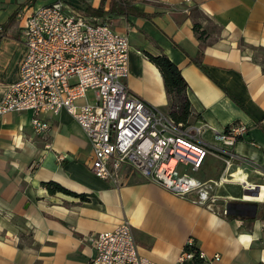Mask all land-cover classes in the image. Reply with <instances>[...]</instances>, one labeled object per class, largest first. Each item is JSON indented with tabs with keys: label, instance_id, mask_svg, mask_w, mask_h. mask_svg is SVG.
Wrapping results in <instances>:
<instances>
[{
	"label": "crops",
	"instance_id": "obj_1",
	"mask_svg": "<svg viewBox=\"0 0 264 264\" xmlns=\"http://www.w3.org/2000/svg\"><path fill=\"white\" fill-rule=\"evenodd\" d=\"M56 1L0 0V102L19 80L26 55L17 13ZM61 1L85 13L87 6L101 4L107 11L112 0ZM130 1L149 18H99L128 35L130 92L169 114L162 77L146 54L166 56L187 84L191 120L206 122L216 133L235 123L246 129L234 146L233 164L239 167L231 181L263 194L264 63L258 53L264 54V0ZM199 53L208 75L235 101L191 62ZM31 118L29 112L0 117V264H87L93 237L124 222L139 254L157 264H177L188 240L208 257L219 255L217 264H264L261 196L241 190L240 197L234 185L225 184L215 189L220 199L214 214L138 177L113 185L91 173V147L66 112L42 115L49 124L42 135L34 134ZM207 139L213 141L211 133ZM224 166L222 156L209 153L194 177L218 183ZM49 182L86 199L51 194Z\"/></svg>",
	"mask_w": 264,
	"mask_h": 264
},
{
	"label": "built area",
	"instance_id": "obj_2",
	"mask_svg": "<svg viewBox=\"0 0 264 264\" xmlns=\"http://www.w3.org/2000/svg\"><path fill=\"white\" fill-rule=\"evenodd\" d=\"M16 18L26 55L19 80L0 102V117L29 112L34 134L42 135L49 124L41 116L56 117L64 111L87 138L92 150L90 171L96 178L118 185L135 174L216 214L220 197L215 189L237 184L231 176L239 167L233 164L234 146L245 137L242 125L216 133L199 119L177 122L132 94L127 86L128 35L116 32L105 19L75 11L61 0L22 9ZM88 92H93L94 102L88 101ZM209 153L225 160L218 183H201L194 177ZM180 166L186 167L184 173ZM240 185L243 191H256ZM256 194L264 198L260 190ZM219 210L227 215L225 206ZM92 247L87 264H157L139 254L125 222L95 235ZM193 247L194 241L188 240L177 264H217L221 259L194 252Z\"/></svg>",
	"mask_w": 264,
	"mask_h": 264
},
{
	"label": "trees",
	"instance_id": "obj_3",
	"mask_svg": "<svg viewBox=\"0 0 264 264\" xmlns=\"http://www.w3.org/2000/svg\"><path fill=\"white\" fill-rule=\"evenodd\" d=\"M85 13L86 15L94 18H103L105 16H126V17L134 16L141 18H149L148 16L138 14L133 9L132 1L130 0H112L109 4V8L107 11L104 10V4H101L100 7L97 9H93L90 6H87ZM194 29L196 30L197 26H195ZM146 57L159 71L163 80L166 94L169 98V102L171 103L173 98L176 99L175 104L172 107H170L168 111L169 115L177 122H186L187 120H190L192 118V110H191V105L186 97L187 84L181 77L178 68L163 54L157 56L146 54ZM201 58H202V53H199L198 56L191 59V62L196 67H198L205 75H207L211 80H213V82L221 90H223L227 96L233 99L231 95L224 88H222L217 82L214 81V79L210 75H208L207 71L202 65ZM236 124L237 123L233 125ZM229 127L230 126H228L225 129V131H227ZM45 186L47 187L49 193L51 194L62 193L69 196H75L78 197L81 201H84L86 199L84 195L73 194L68 190L64 189L63 187H61L60 185L53 182H49L45 184ZM258 213H259V217H264V203L259 204ZM192 249L194 250V252L198 250L196 247H193Z\"/></svg>",
	"mask_w": 264,
	"mask_h": 264
},
{
	"label": "rangeland",
	"instance_id": "obj_4",
	"mask_svg": "<svg viewBox=\"0 0 264 264\" xmlns=\"http://www.w3.org/2000/svg\"><path fill=\"white\" fill-rule=\"evenodd\" d=\"M258 58H259V61L261 63H264V54L263 53L259 52L258 53ZM87 99H88L89 102H94L95 99H94L93 92H88L87 93ZM175 100L176 99L173 98V100L170 103L171 104L170 107H172L175 104ZM240 162H242V160H240ZM184 171H186V167L180 166L179 167V172L180 173H184ZM133 177H136V175L134 174ZM231 185H234V188L236 189V191H238L237 195H240V197H242V195H241L242 186L240 184H231Z\"/></svg>",
	"mask_w": 264,
	"mask_h": 264
},
{
	"label": "water",
	"instance_id": "obj_5",
	"mask_svg": "<svg viewBox=\"0 0 264 264\" xmlns=\"http://www.w3.org/2000/svg\"><path fill=\"white\" fill-rule=\"evenodd\" d=\"M245 192V194H248V195H251V194H253L254 196H256L257 194H256V191L255 192H251L250 190H245L244 191Z\"/></svg>",
	"mask_w": 264,
	"mask_h": 264
}]
</instances>
